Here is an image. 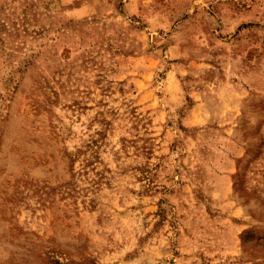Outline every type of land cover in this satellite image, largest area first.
Returning <instances> with one entry per match:
<instances>
[{
	"label": "rangeland",
	"instance_id": "374dc122",
	"mask_svg": "<svg viewBox=\"0 0 264 264\" xmlns=\"http://www.w3.org/2000/svg\"><path fill=\"white\" fill-rule=\"evenodd\" d=\"M0 264H264V0H0Z\"/></svg>",
	"mask_w": 264,
	"mask_h": 264
}]
</instances>
